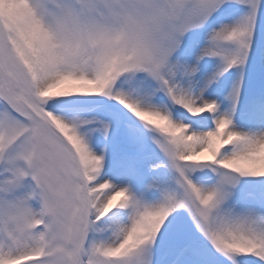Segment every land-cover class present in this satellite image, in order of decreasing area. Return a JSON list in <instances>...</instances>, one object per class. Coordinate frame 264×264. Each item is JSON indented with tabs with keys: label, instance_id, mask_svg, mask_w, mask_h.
<instances>
[{
	"label": "snow or ice",
	"instance_id": "6c2138e0",
	"mask_svg": "<svg viewBox=\"0 0 264 264\" xmlns=\"http://www.w3.org/2000/svg\"><path fill=\"white\" fill-rule=\"evenodd\" d=\"M0 264H264V0H0Z\"/></svg>",
	"mask_w": 264,
	"mask_h": 264
}]
</instances>
